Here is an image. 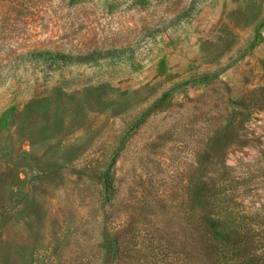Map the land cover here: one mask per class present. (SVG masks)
Segmentation results:
<instances>
[{
  "label": "rangeland",
  "instance_id": "1",
  "mask_svg": "<svg viewBox=\"0 0 264 264\" xmlns=\"http://www.w3.org/2000/svg\"><path fill=\"white\" fill-rule=\"evenodd\" d=\"M0 264H264V0H0Z\"/></svg>",
  "mask_w": 264,
  "mask_h": 264
}]
</instances>
